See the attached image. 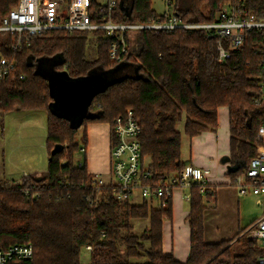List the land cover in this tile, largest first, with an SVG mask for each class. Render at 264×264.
<instances>
[{
	"label": "trees",
	"instance_id": "obj_1",
	"mask_svg": "<svg viewBox=\"0 0 264 264\" xmlns=\"http://www.w3.org/2000/svg\"><path fill=\"white\" fill-rule=\"evenodd\" d=\"M17 1L0 0V19ZM229 1H242L247 10L264 18V0H177L176 8L187 21H210ZM98 6V0H90L89 12L93 20L103 21ZM155 16L151 0H118L113 11L116 22H146ZM91 34L94 58L88 56ZM11 38L9 32L0 33V52L16 59L24 78L0 80V112L22 107L47 111L49 160L39 177L0 176V248L25 242L34 246L31 258L8 264H84L81 253L89 245L88 264H260L264 246L247 235L246 228L233 239L205 241L204 211L215 198L210 183L193 182L189 188L190 254L180 261L163 251V220L172 217V198L164 208L120 201L111 185L95 182L84 153L80 159L76 153L87 146L88 123H112L131 108L143 126L142 152L151 159V182L156 186L186 164L183 138L216 130L218 109L227 106L232 158L248 164L264 149V140L257 138L264 104L256 101L262 89L263 32H248L223 62L216 39L203 30L127 32L128 51L120 61L110 57L114 38L103 30L52 31L32 37L19 49L13 48ZM41 57L52 58L55 69L66 71L71 79L96 71L112 72L116 79L96 92L88 113L75 124L53 108L55 96L36 67ZM144 218H150V225L135 234L132 220ZM132 258L147 261L135 263Z\"/></svg>",
	"mask_w": 264,
	"mask_h": 264
},
{
	"label": "built area",
	"instance_id": "obj_2",
	"mask_svg": "<svg viewBox=\"0 0 264 264\" xmlns=\"http://www.w3.org/2000/svg\"><path fill=\"white\" fill-rule=\"evenodd\" d=\"M177 0H166L167 12L157 14L146 22H116L113 19L118 0L99 2L98 13L103 21L93 20L89 12L90 0H18L17 4L0 19V33L12 35L13 48L19 49L34 36L52 31L103 30L105 36L113 37L109 55L113 60L120 61L128 51L127 32L138 30L174 31L177 29L203 30L217 41L219 61L223 62L230 56L232 48L241 45L251 31L264 33V18L245 8L242 1L227 2L210 21H187L176 8ZM16 59L0 52V80L24 78L17 71ZM261 92L257 103L264 104V66L261 74ZM111 125V178L105 180L94 177L99 185L109 184L114 197L120 201L128 200L138 192L141 200L153 207L164 208L172 198L175 188H190L193 182L206 183L208 169L187 163L180 172L162 179L154 186L153 171L149 156H143L140 135L143 126L135 119L134 111L128 108L117 117ZM257 138L264 140V122L258 128ZM86 150L81 147L80 153ZM149 161H146V158ZM81 164V163H80ZM241 194L256 197L261 214L251 222L245 232L254 237L258 244L264 246V149L260 150L249 161L244 170L235 176V183ZM190 199V195H187ZM91 251L92 246H86ZM34 246L31 242L12 244L0 248V264H8L14 260L31 258ZM264 264V256L259 257Z\"/></svg>",
	"mask_w": 264,
	"mask_h": 264
},
{
	"label": "crops",
	"instance_id": "obj_3",
	"mask_svg": "<svg viewBox=\"0 0 264 264\" xmlns=\"http://www.w3.org/2000/svg\"><path fill=\"white\" fill-rule=\"evenodd\" d=\"M111 122L94 121L88 123L87 146L84 152L88 172L93 177L111 178ZM82 128V127H81ZM187 150L182 149L184 161L208 169L207 182L215 187V198L204 211V239L206 242H221L236 238L242 228L251 222L245 216L244 203L248 194H241L236 187L235 176L242 172L247 162L242 158H232L229 108L218 109L216 130L204 131L192 138L184 137ZM82 154L78 157L80 159ZM228 155L226 164L220 159ZM231 164L235 170L229 171ZM239 171V172H238ZM236 173V174H235ZM40 175V174H39ZM36 176V175H35ZM189 188H175L172 193V217L163 220V251L172 253L178 260L186 261L190 254L188 215L190 212ZM249 223V224H248ZM246 230V229H245Z\"/></svg>",
	"mask_w": 264,
	"mask_h": 264
},
{
	"label": "rangeland",
	"instance_id": "obj_4",
	"mask_svg": "<svg viewBox=\"0 0 264 264\" xmlns=\"http://www.w3.org/2000/svg\"><path fill=\"white\" fill-rule=\"evenodd\" d=\"M103 1L104 0H98V2ZM151 5L157 14L163 15L167 12L166 0H151ZM93 41H95V35L91 34L88 44L89 58H94L96 56L95 43ZM54 63V60L49 57H41L36 60L37 70L47 78L51 89L53 80L57 75L62 77L67 76L66 71L55 69ZM101 77L105 78L108 82L116 79V75L112 72L100 71L94 72L89 78L95 80ZM47 119V111L43 109L22 107L20 109L14 108L5 112H0V120H2V123H0L1 177L6 179H19L26 174L38 176L47 171L49 160V152L46 144ZM181 124L180 129H182ZM83 129L84 127L80 128L77 133L79 142L82 140ZM183 143L184 150L186 151L187 142L185 139ZM80 155L81 153L78 151L76 153V158L78 159ZM146 161H149L148 157ZM103 176L105 180H108V177H110L109 174ZM245 198V216L250 223L261 214V209L254 195L248 194V197ZM140 200L141 197L139 193L135 192L131 198V202L138 203ZM132 224L133 232L135 234H140L143 229L150 225V218L133 219ZM247 235L249 234L247 233ZM90 260V251L84 248L81 253V261L84 264H88ZM131 261L136 263L145 262L147 260L146 258H132Z\"/></svg>",
	"mask_w": 264,
	"mask_h": 264
},
{
	"label": "water",
	"instance_id": "obj_5",
	"mask_svg": "<svg viewBox=\"0 0 264 264\" xmlns=\"http://www.w3.org/2000/svg\"><path fill=\"white\" fill-rule=\"evenodd\" d=\"M89 77L71 79L68 76L57 75L53 80L52 92L55 101L52 106L63 118L74 121L75 124L80 123L88 113L89 105L96 92L104 89L108 83L103 77L95 80ZM229 160L230 157L225 155L220 159V163L226 164ZM227 169L231 171L235 170V167L228 164Z\"/></svg>",
	"mask_w": 264,
	"mask_h": 264
}]
</instances>
